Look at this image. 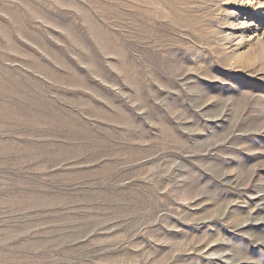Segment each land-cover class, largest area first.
Listing matches in <instances>:
<instances>
[{"label":"rangeland","instance_id":"1","mask_svg":"<svg viewBox=\"0 0 264 264\" xmlns=\"http://www.w3.org/2000/svg\"><path fill=\"white\" fill-rule=\"evenodd\" d=\"M0 264H264V0H0Z\"/></svg>","mask_w":264,"mask_h":264}]
</instances>
